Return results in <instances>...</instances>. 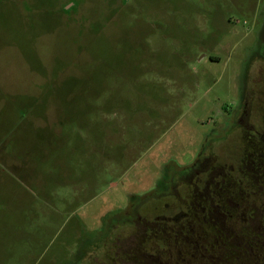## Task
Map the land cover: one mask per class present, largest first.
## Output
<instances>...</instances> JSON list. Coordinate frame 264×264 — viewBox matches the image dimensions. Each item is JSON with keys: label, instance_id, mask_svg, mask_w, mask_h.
<instances>
[{"label": "rangeland", "instance_id": "374dc122", "mask_svg": "<svg viewBox=\"0 0 264 264\" xmlns=\"http://www.w3.org/2000/svg\"><path fill=\"white\" fill-rule=\"evenodd\" d=\"M263 12L264 0H0V264H124L142 237L104 228L131 196L201 148L231 162L239 90L264 87ZM241 224L234 251L258 233Z\"/></svg>", "mask_w": 264, "mask_h": 264}, {"label": "flooded vegetation", "instance_id": "af4514ba", "mask_svg": "<svg viewBox=\"0 0 264 264\" xmlns=\"http://www.w3.org/2000/svg\"><path fill=\"white\" fill-rule=\"evenodd\" d=\"M260 32L263 51L264 15ZM235 105L225 136L231 162L217 160L213 151L203 154L201 148L191 163L168 169L155 187L131 196L104 228L106 239L113 224L123 226L120 233L142 237L135 248L123 250L128 252L124 264H264V87L253 90L245 83ZM249 120H260L258 128ZM236 129L237 144L229 140ZM256 205L262 208L255 221ZM145 212L149 219L143 218ZM240 222L247 229L256 225L258 233L244 231L234 251L231 243Z\"/></svg>", "mask_w": 264, "mask_h": 264}]
</instances>
